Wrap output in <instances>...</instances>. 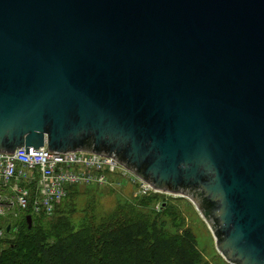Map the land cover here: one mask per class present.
<instances>
[{"label":"water","instance_id":"water-1","mask_svg":"<svg viewBox=\"0 0 264 264\" xmlns=\"http://www.w3.org/2000/svg\"><path fill=\"white\" fill-rule=\"evenodd\" d=\"M20 147L111 157L264 264V0H0V153Z\"/></svg>","mask_w":264,"mask_h":264},{"label":"trees","instance_id":"trees-1","mask_svg":"<svg viewBox=\"0 0 264 264\" xmlns=\"http://www.w3.org/2000/svg\"><path fill=\"white\" fill-rule=\"evenodd\" d=\"M87 187H69L49 217L34 215L31 203L14 216L8 212L0 217V264H210L193 234L181 229L184 223L171 198H131L99 218L85 209L73 218L76 199L87 194ZM159 201L156 211L153 206ZM168 226L175 231L169 232Z\"/></svg>","mask_w":264,"mask_h":264},{"label":"built area","instance_id":"built-area-1","mask_svg":"<svg viewBox=\"0 0 264 264\" xmlns=\"http://www.w3.org/2000/svg\"><path fill=\"white\" fill-rule=\"evenodd\" d=\"M34 183L31 193L29 186ZM73 186L111 190L129 186L133 188L134 199L152 194L173 196L151 186L113 158L91 152L58 153L46 149V155H32L24 154V147H20L13 153H0V217L7 215L6 204L24 210L29 203L34 215L43 213L49 217L66 197L67 189ZM160 204V201L155 203L153 209L159 211Z\"/></svg>","mask_w":264,"mask_h":264},{"label":"rangeland","instance_id":"rangeland-1","mask_svg":"<svg viewBox=\"0 0 264 264\" xmlns=\"http://www.w3.org/2000/svg\"><path fill=\"white\" fill-rule=\"evenodd\" d=\"M23 183L24 182L21 181L20 185H23ZM35 185L36 184L34 183L31 188L29 187L31 192L34 190ZM78 187L80 188L81 186ZM128 187L129 186H126L122 190H112L114 192L107 190V188H98L96 186H89L85 188L87 194L84 193L76 199L77 213L74 214L73 218H78L80 216L79 211L82 209H85L87 213H94L97 218L109 213L118 203L124 204L125 202L131 200V191H133V188ZM81 191H83V189H81ZM166 199H170L169 203L173 204L179 212L182 223H184L182 224L181 229L186 228L193 234L196 241V247L202 254L204 260L210 264H229L218 253L212 231L200 216L198 210L192 202H190L187 198L179 196L178 194L168 196ZM17 211L18 209L16 206L10 207L9 204L5 205V215L9 212L14 216L17 214ZM142 212L146 213L147 210L144 209ZM21 213L23 215V212ZM167 229L169 232L175 231L174 228H171V226H168Z\"/></svg>","mask_w":264,"mask_h":264}]
</instances>
